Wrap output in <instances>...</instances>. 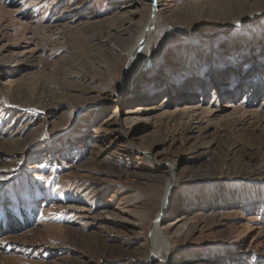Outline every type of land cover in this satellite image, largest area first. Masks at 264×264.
Wrapping results in <instances>:
<instances>
[{
  "label": "rangeland",
  "instance_id": "obj_1",
  "mask_svg": "<svg viewBox=\"0 0 264 264\" xmlns=\"http://www.w3.org/2000/svg\"><path fill=\"white\" fill-rule=\"evenodd\" d=\"M156 1L0 0V264H264V0Z\"/></svg>",
  "mask_w": 264,
  "mask_h": 264
},
{
  "label": "bare ground",
  "instance_id": "obj_2",
  "mask_svg": "<svg viewBox=\"0 0 264 264\" xmlns=\"http://www.w3.org/2000/svg\"><path fill=\"white\" fill-rule=\"evenodd\" d=\"M151 1L155 11L154 17L151 19L147 29H143V31L140 33L139 37L128 53L129 62L124 75L123 86L118 90L119 96L125 94V92L130 89V87H132L133 84H135V82L138 80L140 73L146 70V62L151 55V47L155 42L154 32L157 30V26L159 27L158 19L160 17L157 1ZM172 178H174L173 175ZM173 197L174 189L167 188L165 197L163 198L162 206L165 207L168 205L171 198ZM180 210L181 209L175 208L174 212L177 213L180 212ZM163 222L162 215L155 220L152 226V233L149 236V248L150 255L152 257L156 256V258H162V261L164 262L165 256L168 255L171 244L169 240L164 237L165 232L161 228ZM161 252H165V255L161 254Z\"/></svg>",
  "mask_w": 264,
  "mask_h": 264
}]
</instances>
